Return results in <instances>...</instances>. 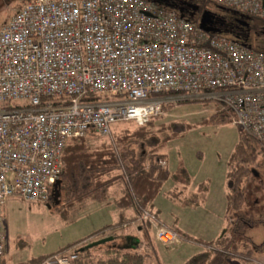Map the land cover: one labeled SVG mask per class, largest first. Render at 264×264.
Listing matches in <instances>:
<instances>
[{
    "label": "built area",
    "instance_id": "1",
    "mask_svg": "<svg viewBox=\"0 0 264 264\" xmlns=\"http://www.w3.org/2000/svg\"><path fill=\"white\" fill-rule=\"evenodd\" d=\"M204 1L264 23L263 0ZM169 93L230 109L233 124L264 145V52L147 0L22 4L0 29V264L6 202L47 203L71 140L145 126ZM146 221L161 245L181 241L150 211L131 225ZM77 260L72 250L38 264Z\"/></svg>",
    "mask_w": 264,
    "mask_h": 264
},
{
    "label": "rangeland",
    "instance_id": "2",
    "mask_svg": "<svg viewBox=\"0 0 264 264\" xmlns=\"http://www.w3.org/2000/svg\"><path fill=\"white\" fill-rule=\"evenodd\" d=\"M25 1L0 0V29ZM207 10L226 16L217 6H210ZM252 35L253 44L264 49V34L255 35L253 31ZM164 98L171 108L168 111L163 110V113L154 119L155 126L148 129L145 139L131 142L125 150L115 144V135L103 137L92 132L84 138L92 148L109 145L120 156L125 151L128 152L129 160L127 159L124 165L130 168L131 158L139 160L159 147L158 154L165 156L171 172H177L180 168L188 172L192 182L189 191L191 195H196L194 200L189 201V194L184 192L182 185L176 190V185L171 179L166 182L153 203L160 212L158 218L164 225L169 226L168 228L178 226L180 232L191 240L185 242H191L193 245L182 246L180 241L179 244L166 247L155 240L159 251L170 264H180V256L188 250L193 257L202 252V243L218 239H234L241 251H246L247 248L254 251L255 259L248 264H264V154L259 156L255 171L241 186L246 198L241 215L253 222V228L239 224L235 214L228 220L227 171L229 160L240 138V129L234 124L219 125L209 120L210 116L221 112V106L215 102L209 104L210 101L199 100L193 95ZM176 123L187 127L179 137L164 143L165 139L172 135L170 125ZM160 125L166 126L165 129L162 128L163 131L158 127ZM135 128L134 123H122L115 132ZM161 145L163 146L160 147ZM60 193L57 204L53 200L51 203L27 202L15 197L10 204L5 205V247L7 244L14 260H19L22 264H38L53 254L72 251L76 248L73 246L83 243L85 239L98 234L107 226H112L115 221L114 214L118 209L113 205L112 198L105 204L88 203L71 210L62 207L64 194L62 191ZM175 193L178 199L173 197ZM185 200H188L187 204ZM148 211L155 216L153 210ZM137 225L133 226L134 229L121 232L124 237L116 242L117 247L129 250L133 248L132 242L126 244L127 236L133 240H141L139 253L149 255L147 264H159V259L155 258L151 249H147L146 242L143 243ZM111 249L112 242L94 248L90 254L99 259Z\"/></svg>",
    "mask_w": 264,
    "mask_h": 264
},
{
    "label": "trees",
    "instance_id": "3",
    "mask_svg": "<svg viewBox=\"0 0 264 264\" xmlns=\"http://www.w3.org/2000/svg\"><path fill=\"white\" fill-rule=\"evenodd\" d=\"M26 0L25 2H27ZM185 1V0H184ZM195 4L202 6V9L207 10L210 6H217L225 12L223 15L215 14L217 20L221 21L217 26L221 34L232 36L235 43L246 48L264 52V49L258 48L253 44V31L262 27L264 23L259 19L244 15L233 9H228L223 6L208 3L204 0H190ZM264 1V0H263ZM24 2V3H25ZM153 3V2H151ZM161 9L168 8L154 3ZM169 11L175 12L171 9ZM240 22L250 24L251 36L248 37L247 29H243ZM196 26L198 22H192ZM244 30V32L242 31ZM239 36L243 41H237L235 38ZM165 96H183L175 93L165 94ZM86 100H89L87 98ZM209 103V102H207ZM211 104V102L209 103ZM171 108L166 104L163 108L168 111ZM234 115L230 109L224 107L221 112L209 117V120L219 125L233 124ZM154 119L150 120L145 126H138L135 124V129L119 130L114 129L115 144L121 149L125 150L131 142H136L146 138L148 129L154 127ZM160 127L163 131L166 126ZM187 126L180 123L171 124L169 130L172 131L171 137L165 139L164 143L170 139L177 138L186 129ZM163 128V129H162ZM240 138L235 146L234 152L229 160L227 181H228V195H227V211L226 218L229 220L232 214L238 216L237 221L242 225L253 228V222L241 215V211L246 203L244 192L242 191V184L244 180L251 176L257 167L259 156L264 154V145L259 144L256 140L249 137L241 130L239 131ZM163 143V145H164ZM161 145L160 147H162ZM159 147L151 151L149 155L145 154L141 159L134 160L131 158L130 164L132 168L127 167L125 161L130 154L124 152L120 155L117 151L109 145H101L92 148L85 138L74 139L69 142L64 150V157L62 159V172L59 178L61 181L60 192L64 194L63 208L71 210L78 209L84 204L97 203L105 204L110 200V190L114 187L122 192V196L117 200V207L121 211L133 209L135 216L132 220L120 222L118 225H112L96 235L85 239L83 243L78 244L74 251L78 255L76 264H147L148 254H140L142 242L133 244V250L126 251L125 248H118L116 242L123 238L121 232H126L132 229V223L142 215L144 211L150 210V206L162 190L167 181L171 180L178 186L185 188L190 185L191 178L188 172L180 168L177 172H171L168 165H164L165 156L159 155ZM125 167V168H124ZM123 169V170H122ZM127 170V171H126ZM178 195H173L176 198ZM196 195H192L189 201L194 200ZM180 198V196H179ZM53 199V192L47 203H51ZM188 202V200H186ZM128 225L129 227L125 226ZM134 229V228H133ZM185 240H190L184 236L178 228H171ZM109 230V231H108ZM127 230V231H128ZM137 230L140 231L143 237V243L148 250L151 249L155 253V235H153L154 228L149 222H139ZM105 231L110 235L113 234L114 241L112 242V249L104 253V255L97 259L91 256V250L81 252L89 244L104 239ZM120 234V235H119ZM235 236V234H234ZM126 238V237H125ZM204 249L202 252L191 258L186 264H248L255 259V253L250 248L246 251H241L240 246L234 239H218L213 242L202 243ZM80 246V247H78ZM64 253V252H59ZM58 254V253H57Z\"/></svg>",
    "mask_w": 264,
    "mask_h": 264
},
{
    "label": "crops",
    "instance_id": "4",
    "mask_svg": "<svg viewBox=\"0 0 264 264\" xmlns=\"http://www.w3.org/2000/svg\"><path fill=\"white\" fill-rule=\"evenodd\" d=\"M165 163L168 165V162L165 160ZM191 181H190V185L188 186V187H184L183 188V190H184V192H186L187 194H189V199H191V192L189 191V188H190V186H191ZM175 184V183H174ZM181 187L180 186H178V185H176V190H178V189H180ZM115 190V191H114ZM182 190V189H181ZM114 191V192H113ZM112 194V195H111ZM175 195H177L176 193H175ZM121 196H122V192L118 189V188H116L115 187V189H111L110 190V197L112 198V202H113V205L115 204V207L118 209L117 210V213L116 214H114L115 216H116V218H115V221L113 222V224H111V225H118L120 222H123V221H128V220H132L133 218H134V216H135V212L133 211V209H127V210H124V211H121V209H119L118 207H117V200L118 199H120L121 198ZM110 198V199H111ZM12 199L13 198H11L9 201H7V203L5 204V205H7L8 203L10 204L11 202H12ZM177 199H178V197H177ZM185 202H186V200H185ZM154 203V202H153ZM186 204H187V202H186ZM150 210H153L154 211V213H155V216L158 218V214L160 213L159 211H158V209H156V207L152 204L151 206H150ZM4 211H5V207H4ZM159 219V218H158ZM160 220V219H159ZM161 221V220H160ZM162 222V221H161ZM163 224H164V222H162ZM167 226V225H166ZM107 227H109V226H107ZM106 227V228H107ZM169 227V226H168ZM178 228L179 229V227L178 226H173L172 228ZM180 230V229H179ZM109 231V230H108ZM105 237L104 238H108V237H113V236H111V235H109V234H111V232L110 233H108L107 231H105ZM120 234H122V233H120ZM119 234V235H120ZM128 238H129V236H127L126 238H125V241H126V244L127 243H129V244H131L130 243V241H128ZM182 240H181V245L182 246H186V245H189V246H193L192 245V243L190 242H185L186 240L185 239H183V238H181ZM158 244V243H157ZM157 244H155L156 245V249H155V253H152L153 255H155V258H157V259H159V264H170L169 262L170 261H168V259L167 258H165V256L159 251V246L157 245ZM193 249V248H192ZM204 249V248H203ZM98 250V249H97ZM126 250H129V249H126ZM131 250H133V248H131ZM189 251V252H188ZM187 252H185L184 254H182L181 256H180V261H181V263L180 264H186L191 258H193L195 255H197V254H195L193 257H191L190 255H192V253L190 252V250H188ZM203 251V250H202ZM104 252V251H103ZM103 252H102V254H103ZM194 253V252H193ZM164 258V259H163ZM178 262H175V263H173V264H177ZM2 264H22V263H20V261L19 260H14V258H13V256L10 254V250H9V248H8V246H7V244H6V247H5V255H4V257H3V259H2Z\"/></svg>",
    "mask_w": 264,
    "mask_h": 264
},
{
    "label": "water",
    "instance_id": "5",
    "mask_svg": "<svg viewBox=\"0 0 264 264\" xmlns=\"http://www.w3.org/2000/svg\"><path fill=\"white\" fill-rule=\"evenodd\" d=\"M149 2H153V3H156L160 6H166L167 8H172L165 5V0H147ZM193 7L194 10L198 9V7L196 6H191ZM181 18H184V16L180 15ZM215 22H218L217 21V17L215 16L214 13L208 11V10H205L204 13L202 14L201 16V20L199 22V29L205 33H213V34H216V33H219V30L218 29H215L214 27H212V25H214ZM241 25L243 26H250L249 23H246V22H240ZM60 186H61V181H58L54 187H53V199H54V202L57 204L58 203V199L60 197ZM114 241V238L113 237H108V238H104V239H101L99 241H95L91 244H89L88 246H86L85 248L81 249V252H84L85 250H91V249H94L98 246H101V245H104L106 243H110V242H113ZM128 241L132 242V246L133 244H139V241L138 240H133L131 237L128 238ZM134 247V246H133ZM134 249V248H133Z\"/></svg>",
    "mask_w": 264,
    "mask_h": 264
},
{
    "label": "flooded vegetation",
    "instance_id": "6",
    "mask_svg": "<svg viewBox=\"0 0 264 264\" xmlns=\"http://www.w3.org/2000/svg\"><path fill=\"white\" fill-rule=\"evenodd\" d=\"M162 1V0H161ZM165 5L171 7V9L175 10L180 15L184 16L185 19L191 21V22H200L201 16L204 13L205 9H202V6L199 4H195L191 2L190 0H165ZM196 6L198 9L194 10L193 7ZM218 22H215L212 27L217 29V26L220 25L221 21L217 20ZM243 26V25H242ZM243 29H247V35L248 37L251 36V29L250 26H243ZM244 32V30H242ZM255 35L264 34V29L262 27L258 28L256 32H254ZM237 41H243L242 38L239 36H236L235 38Z\"/></svg>",
    "mask_w": 264,
    "mask_h": 264
}]
</instances>
